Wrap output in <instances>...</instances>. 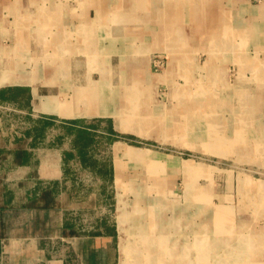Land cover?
<instances>
[{"label":"crops","instance_id":"crops-1","mask_svg":"<svg viewBox=\"0 0 264 264\" xmlns=\"http://www.w3.org/2000/svg\"><path fill=\"white\" fill-rule=\"evenodd\" d=\"M155 57L166 59L160 72H155ZM204 68L213 78L227 77L231 69L235 70L233 82L225 81L231 85L228 90L234 91L230 100L244 113L254 115L255 122L262 123L259 130L260 137H264V0H0V90L30 88L32 110L38 117L62 122L105 120L115 132L135 140L146 139L152 146L173 137L183 147L188 138L186 126H179L177 134L171 136L170 127L163 124L168 118H126L132 130L124 131L115 116L125 114L124 108L138 98L132 95L128 103L126 92L154 89L156 84L151 79L156 75L168 76L169 83L178 82L185 90L188 88L183 84L196 82L191 76ZM221 84L201 90L219 91ZM51 102L64 104L69 114L40 108ZM200 119L201 126L193 129L194 138L212 140L211 148L196 152L221 156L229 153L220 150L218 139L222 137L208 133L207 126L206 130L202 125H208L209 120ZM219 119L210 118L213 123ZM27 144L29 162L13 161L12 150L17 147L0 148L7 155L0 166L9 161V169L26 167L32 171L29 176L51 179L47 183L54 185L58 205L19 209L38 214L63 208L59 197L64 193L69 199L72 194L62 189L68 181L62 152L31 149ZM148 150L156 155V151ZM148 159L160 162L150 156ZM167 160L166 168L170 169L171 158ZM117 163L113 166L115 182ZM188 170L199 172L203 168ZM0 179V185L7 187L5 175ZM209 182L212 187L220 183L233 187L239 180ZM28 193L12 202L25 201ZM162 201L163 205H153L158 214L145 224L147 235L134 264H264V226L251 228L249 218L235 214L230 201L221 205L220 212L216 208L213 216L206 214L204 218L202 205L198 218L188 217L185 206V217L179 220L177 231L172 228L175 219L172 221L167 214L171 200ZM103 223L95 232L82 235L77 230V235H65L68 221L61 222L62 235L80 241L76 247L81 256L78 264H119L118 220L113 232L105 231ZM145 225L138 222V227ZM8 230L9 225L4 241L9 238ZM37 230L35 227L24 236H37ZM174 234L180 238L172 242Z\"/></svg>","mask_w":264,"mask_h":264},{"label":"rangeland","instance_id":"rangeland-1","mask_svg":"<svg viewBox=\"0 0 264 264\" xmlns=\"http://www.w3.org/2000/svg\"><path fill=\"white\" fill-rule=\"evenodd\" d=\"M165 61L166 59L155 57V72H160L165 67ZM209 71L207 68L198 70L191 76L197 81L183 84V87L188 88L185 90L179 88L178 82L169 83L168 76L156 75L151 79L156 84L154 89L126 92L128 103L132 100V95H138V98L124 108L125 121L126 118H168L163 123L170 127L168 135L177 134L179 126L187 127L186 146L180 147L178 139L173 137L166 139L167 143H158V146H152L146 139L124 138L121 133L110 132V122L92 119L84 122L85 126L90 127L94 142L87 148L88 160L83 161L74 134L68 133L72 128L69 123L54 121L48 125L43 136L32 132L28 138V147L62 152L64 170L68 176L62 189L69 190L72 196L68 199L63 193L59 197L63 208L57 211L36 214L31 210L15 208L5 213L9 238L3 241L0 264H66L68 261L70 264H78L81 256L76 247L80 241L62 235L60 224L65 219L69 228L73 226L82 235L97 231L101 221L104 222L101 227L105 231L113 232L118 220L119 232L116 239L119 244V264L122 259V264H127L129 257L124 249L125 243H132L138 238V232L134 233L138 229V222L144 225L148 221L152 222L154 215L158 214V208L153 210V207L163 205L164 199L166 202L171 200L170 212L167 214L172 221L175 219L176 225L172 228L175 227L176 231L179 220L182 216L185 217V206L188 217L198 218L202 205L204 218L206 214L213 216L216 208L217 213L220 212L221 205L229 201L235 214L249 218L251 228L264 226V137H260L259 130L262 123L255 122L254 115L244 113L242 107L230 100L234 91L228 90V86L231 87L229 84L236 78L235 70L231 69L228 76L222 78L216 75L213 78ZM227 80L230 83L226 84ZM218 82L224 83L221 84L222 90H201V87L216 85ZM42 106L40 108L43 110L50 111L46 105ZM42 118L45 117L36 115L31 101H27L25 96L18 102L0 100V148L9 150L20 145L17 144V138L24 139V132L32 130L36 121L47 120ZM200 118L209 120L208 125L205 122L202 125L206 130L208 128V133L222 137L218 139L220 150L229 153L221 156L196 152L207 150L212 140L194 138L193 129L201 126ZM210 118L220 119L213 123ZM230 118H237V121L232 122ZM248 120L250 123H247ZM126 123V131L132 130L128 121ZM118 143L136 150L138 156L118 153ZM195 143H198L197 148ZM147 148L156 151V155ZM157 151L165 155H158ZM149 156L160 162L153 163V160L148 159ZM168 158H171L170 169L166 168ZM114 162H118L116 182ZM187 163L202 167L203 170L189 171L185 166ZM9 165L10 162L5 161L0 166V178L5 175V184L9 190L7 196H12L14 200L27 192L50 185L47 182L51 179L42 181L38 175L29 176L32 172L29 168L9 169ZM208 165L215 166V170ZM217 167L234 171L220 170ZM232 178L239 180L233 187L221 183L219 186H210V179ZM19 181L23 183L19 184ZM121 189L126 203V222L123 225L120 222L118 196ZM228 194L231 198L226 196ZM35 227L38 228L36 232L39 235L24 236V233L30 234ZM143 228L146 231L147 226ZM43 231L47 233L43 234ZM178 238L180 237L174 234L171 241L179 240Z\"/></svg>","mask_w":264,"mask_h":264},{"label":"trees","instance_id":"trees-1","mask_svg":"<svg viewBox=\"0 0 264 264\" xmlns=\"http://www.w3.org/2000/svg\"><path fill=\"white\" fill-rule=\"evenodd\" d=\"M27 99V101H31L32 95L30 88L28 87H20V88H4L0 90V100L1 101H20L22 98ZM47 119L45 121L38 120L34 123V127L32 130L28 129L24 132L25 138H17V145L16 149L12 150L13 152V161L16 164H25L30 161L31 153L25 147L26 143H28V138L34 132L37 136H43L44 131L51 125L52 122L55 120L53 118H42ZM69 123L72 128H70V134H74L75 143L79 146L80 156L82 157L83 161L88 160V150L87 148L94 142V139L91 136V130L89 126L84 125V120H72V121H65ZM82 125V126H81ZM110 132L116 133L113 128H110ZM122 137L129 138L122 134ZM137 144L135 142H132ZM70 155V154H69ZM7 157L6 154L0 150V160H3ZM55 187L53 184H50L45 187H41L33 192H29L26 195V199L23 202H12L13 197L7 196L9 194V190L6 186L0 188V250L3 247V241L6 237V231L8 228V223L5 220V213L7 210L15 209L21 207L27 208H37V209H50L54 208L58 205V201L55 196ZM70 227V226H69ZM65 235H77V229H74L73 226L69 228V230H64Z\"/></svg>","mask_w":264,"mask_h":264},{"label":"bare ground","instance_id":"bare-ground-1","mask_svg":"<svg viewBox=\"0 0 264 264\" xmlns=\"http://www.w3.org/2000/svg\"><path fill=\"white\" fill-rule=\"evenodd\" d=\"M63 105L64 104H60V103H57V102H51V103H49L46 106L48 107L47 109L50 110V111H58L61 114L64 113V114L68 115L69 112H66V110L63 109V107H62ZM123 114L122 113L116 114L115 117L117 118V121H118V127L120 129L126 131L127 129H126L125 125L127 124L126 123L127 121L124 120V115ZM116 148H117V152L118 153L122 152V153H125V154L129 155V156H136V155L138 156V154H139L136 150H133L131 147L130 148H125V145H123V143H118ZM214 148H216V147H214ZM185 166L188 169H193L194 168V165L192 163H187ZM118 196H119V204H120V211H121V213H120V222H121V225H123L126 222V218H125L126 212L124 210V207H125L126 203H125V199H124V191H122V189L119 191ZM125 226H126V224H125ZM138 231H139V233H137ZM145 232H146L145 228H143L142 226L138 227L137 230H134V233L135 234L137 233L136 236L138 238L136 240H134L132 243H125L124 249H125V252H127L126 254L129 257L128 258L129 260L126 261L127 264H134V262L138 259V257H140V254L142 253L141 249H142V246H143L145 238H146V234H145V236H143V234Z\"/></svg>","mask_w":264,"mask_h":264}]
</instances>
